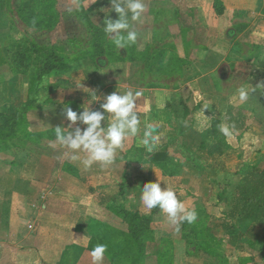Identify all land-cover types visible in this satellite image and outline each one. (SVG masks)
Masks as SVG:
<instances>
[{"label": "crops", "instance_id": "crops-1", "mask_svg": "<svg viewBox=\"0 0 264 264\" xmlns=\"http://www.w3.org/2000/svg\"><path fill=\"white\" fill-rule=\"evenodd\" d=\"M103 1L96 0L95 6L102 9ZM87 2L91 0L81 3L86 6ZM143 2L142 19L157 13L152 3L158 5L156 9L175 12L173 22L166 24L171 41L160 39L152 47L146 38L144 51L147 46L162 47L155 65L143 50L132 53L126 48L118 49L120 54L96 58L66 57L56 71L59 75L52 74L37 91L27 76L9 73L0 43V117H16L18 122L9 137L11 145L0 150V264H92L90 251L97 243L108 246L103 264H118L114 244L121 243V253L132 255L130 224L122 208L138 212L140 220L149 225L146 234L150 237L141 252L134 247L138 255L129 264H264L260 247L256 249L259 255H239L245 248L241 242L257 230L248 233L240 222L241 230L228 234L223 229L225 235L218 234L215 227L222 223H214L205 199L183 200L181 194L186 190L164 181L182 177L187 167L209 173L211 168L227 170L224 161L218 160L212 167L196 158L198 151L207 154L211 162L229 150L235 154L234 148H229L231 143L221 141L214 148L207 143L210 131L213 135L220 132L214 124L217 120L229 125L227 113L232 107L250 111H245L247 126L232 129V136L239 141L253 129L257 139H264V0H222L226 8L222 15L215 13L212 0ZM111 13L115 11L109 10L104 17ZM115 16L118 19V14ZM61 23L63 19L54 31ZM58 77L71 79L74 86L54 88ZM241 87L249 91L245 102L239 100ZM128 90L142 92L136 106L142 120L139 134L124 142L107 168L94 164L85 169L79 162H70L68 150L55 141L54 127L70 123L65 109L58 105L97 91L96 109L105 96ZM204 105L208 109H202ZM110 121L108 114L106 123ZM252 122L255 126L249 131ZM150 123L158 125L159 135L152 153L141 143L144 125ZM4 129L0 128V141L10 133ZM195 138L204 146L199 147ZM217 152L223 153L218 156ZM163 155L161 161H166L167 169L160 167ZM241 164L239 175L244 168L248 173L255 166L245 161ZM246 174L240 175L236 186ZM158 180L162 189L178 191L185 206L198 213V220L182 224L179 233L158 207L149 210L140 201L144 184ZM239 233L240 240L232 244L231 238ZM254 241L248 243L252 249Z\"/></svg>", "mask_w": 264, "mask_h": 264}, {"label": "rangeland", "instance_id": "rangeland-1", "mask_svg": "<svg viewBox=\"0 0 264 264\" xmlns=\"http://www.w3.org/2000/svg\"><path fill=\"white\" fill-rule=\"evenodd\" d=\"M82 1L86 0H0V43L6 52L8 60L7 64L10 67L9 73L13 74L20 72L27 76V78H30L32 76L31 72L21 69L17 64V61L21 59L19 54L24 56L26 63L34 65L36 60L41 57V54L36 48L45 45L55 47L56 54L59 58L63 56V60L66 57L69 59H76L82 56L94 55L96 50L89 43L91 39L89 28L92 27V25L102 30L103 33L101 34L105 37V45L113 44L103 30L105 17L101 18L98 14L102 11L104 6H102V9L101 7L99 8L95 6L96 3H98L95 2L96 0H91L90 4L87 2L85 6L84 3H81ZM151 6L153 7L152 10L157 12L156 14L153 13V17H148L147 19L141 18L140 22H131L134 30L138 33L137 42L129 45L134 51H144L143 46L147 37L150 42H152V47L159 43L158 40L160 39L171 41L170 35L166 31V24L168 22H173L175 12L167 9H156L158 5L154 3H152ZM82 9L87 11V19H85L82 14H77V12ZM114 15L117 17V13H111L108 15V18L114 19ZM62 19L63 23H61L55 31L51 30L54 25L58 21L61 22ZM157 19H159V21H157ZM176 30L177 28L174 31ZM151 34L154 35L153 38ZM186 35L191 38L190 31H187ZM154 48L161 52L160 48L162 47L159 49L156 47ZM154 48H149L143 53L146 56H151L155 51ZM95 55H97V53ZM60 63L62 64V62ZM9 73H7V75ZM55 74L57 75L58 73L56 72ZM50 80H54V77ZM34 86L37 85H32L33 89H35ZM86 95H84V97ZM41 97L43 96L41 95ZM88 107L90 110H93L95 105L90 103ZM100 111L103 110L101 109ZM245 111H247V109ZM247 113H250L249 109ZM252 124L253 122L251 123L249 131L255 126V124ZM262 125V128L264 129V122ZM212 129H215V127L213 126ZM253 131L254 130L252 129L249 137L248 134H246L243 139L239 141L232 135L226 137L221 132L217 135L211 134L213 133L212 131L209 132L207 140L209 147H213L215 144L221 143V141L231 143L229 144V148L233 147L235 154L233 150H229V154L224 155L222 158H214V162H211V158L208 157L207 154L198 151L199 154L196 159H199L201 163L203 162V165L207 163L212 165V167L218 163V160L224 161L227 164V170L225 172L219 171V169L216 171L214 168H211V173H209V170L207 171V169L200 170L198 168L196 170L187 167L185 168L182 177L164 181L169 183L171 187L186 190V194L181 192L183 193L181 194L183 200H198L200 198L203 202L205 199L206 202L209 203V205L205 206L210 210L211 216L214 218V223H223L225 221V210L231 207L233 189L238 183L240 175L244 176L248 171L244 168V170L240 172V175L238 174L237 170L240 168L239 166L242 165L241 163L245 161L247 163L257 164L262 168L264 167V139L261 140L262 137L257 139L258 134L255 132L256 130ZM5 132H10L11 135L9 137L11 138L13 134V126H8L5 129ZM254 133L255 135H253ZM15 138L16 137H13L14 141ZM9 145H11V140H9L8 136L4 141L2 138L0 141V148ZM224 145L226 146V144ZM222 153L217 152L216 155L220 156ZM189 165L194 166L192 163ZM178 193L179 192L177 191V194ZM190 194H193V196H190ZM217 220H221V222H218ZM197 225L202 226V223L199 222ZM221 227L216 225L215 229L216 231L218 230V234L224 236V230ZM248 228L249 223L243 224V230L247 231ZM234 233H237V231ZM260 235L261 229L257 230L250 238L244 239V242L241 243L245 248L244 251H241V254L239 253V255H259L257 253L259 245H252V249L248 243H251L254 240H259L261 238ZM112 248L116 251L118 264H129L131 262V257L122 254L124 247L121 243L114 244ZM257 248L258 250H256ZM255 257L257 259L259 256ZM232 261L235 262L236 260L232 258Z\"/></svg>", "mask_w": 264, "mask_h": 264}, {"label": "clouds", "instance_id": "clouds-1", "mask_svg": "<svg viewBox=\"0 0 264 264\" xmlns=\"http://www.w3.org/2000/svg\"><path fill=\"white\" fill-rule=\"evenodd\" d=\"M110 4L111 10L118 14V19L105 17L103 30L117 49H125L137 42L138 33L131 22L141 21L146 6L143 0H110ZM141 95V91L132 90L123 94L113 92L104 97V102L100 105L103 111H92L88 107L78 113L66 107L65 117L70 123L67 127H54V135L56 143L68 150L69 161L79 162L85 169L94 164H98L101 169L111 166L115 162L117 150L123 147L129 137H135L140 132L142 120L136 106L137 98ZM238 96L241 102H245L249 98V91L241 87ZM208 107L204 105L202 109ZM108 114L111 121L106 123ZM102 121L105 123L102 124ZM157 128L155 123L144 125L141 143L148 153L156 149L159 139ZM218 130L226 137L232 135V127L229 125L220 124ZM140 201L149 210L158 207L159 212L166 214L175 225L177 233L182 224H193L198 220L197 211L187 208L175 190L168 187L162 189L159 180L144 184ZM107 247L106 244L97 243L91 249L92 264H103Z\"/></svg>", "mask_w": 264, "mask_h": 264}, {"label": "trees", "instance_id": "trees-1", "mask_svg": "<svg viewBox=\"0 0 264 264\" xmlns=\"http://www.w3.org/2000/svg\"><path fill=\"white\" fill-rule=\"evenodd\" d=\"M212 2L213 9L217 15H222L225 13L226 8L222 0H212ZM102 6H104L103 9L105 8L106 10L102 11L100 13V16L104 17L106 16V14H108V11L111 10L110 0H104ZM86 12L87 11H84L82 9L77 12V14H82L83 17L87 19ZM58 24L59 21L54 25L51 30H54ZM89 31L91 33V39L89 43L95 48V54L97 53V55H89L88 57L96 58L102 57L104 55H115L116 53L120 54L122 52H118V49L114 46V44H104L105 37L103 34H101L103 32L98 27L92 25V27L89 28ZM145 48L146 51L152 47L147 46ZM126 49H128L129 52H134V50H132L130 46H128ZM36 50L41 54V57L36 60V63L34 65H29L28 63H26L24 56H21V54H19V51L18 54L20 55L21 59L17 61V64L21 69L31 72L32 76L30 77V81L33 82L32 85H37L34 87L35 90L38 91L40 90L39 87H42V84L48 77L56 73V71H59V68L61 66L60 62H63L64 60L63 56L59 58V56L56 54L55 47L53 46L45 45L37 47ZM154 50L155 51L152 53V55L148 56V59L150 58L153 62L152 65L156 64L154 60H157L158 56H160V51H158L157 49ZM52 86L54 88L72 87L74 86V83L69 78L58 77L56 79V82ZM95 95H98L97 91H92L88 93L83 99L69 100L67 102H64L63 104H59L58 106L63 109H65L66 107H70L73 111H77L79 113L83 111L85 107L89 106L90 103L93 104L95 102ZM100 105L101 104H99L98 107L93 111L99 110ZM227 119L229 122V126H231L232 129H238L241 126L245 128L247 126L248 117L244 108H230L227 113ZM17 123L18 122L16 121V117H0V128L5 127L6 129L8 126H13L14 129ZM214 124L217 126L220 124V121L217 120ZM197 134L198 133H195V135ZM10 135L11 133L2 136L3 141L6 140L7 136L9 138ZM197 137H200V135L198 134ZM196 139L197 138H195V140ZM196 142L199 147L204 146L202 140L199 141L197 139ZM4 147L0 148V150H2ZM219 148L221 147H216L217 150H219ZM162 158H165V155L160 156V167L167 169L168 165L166 161L164 163L163 161H161ZM176 173L177 171H175L173 174ZM231 201L232 202L230 209L225 212L226 218L225 221L221 224L222 228L228 234H230L235 229L241 230L240 222H250V226L247 231L248 233H254L256 230L261 229V238L259 240H255L252 245L255 246L256 244H258L261 250L264 251V168L257 165L251 167V170L246 174V176L234 189ZM121 212L124 215V219L130 224L131 239H129V241H131L129 247L132 251L131 260H133L138 255V251L141 252L143 250L147 238L150 237L149 234H146V232L149 233L147 231L149 230V225L148 223L145 224L144 221L140 220L141 216L138 212H126L123 208L121 209ZM240 233L234 235V237L231 238L232 244H235L236 241L240 240V237L242 235ZM134 247H138L139 250L135 252Z\"/></svg>", "mask_w": 264, "mask_h": 264}]
</instances>
